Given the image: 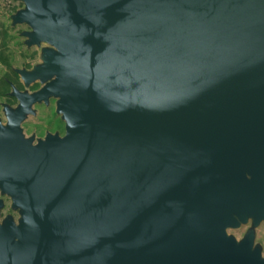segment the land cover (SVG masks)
<instances>
[{
    "label": "water",
    "instance_id": "water-1",
    "mask_svg": "<svg viewBox=\"0 0 264 264\" xmlns=\"http://www.w3.org/2000/svg\"><path fill=\"white\" fill-rule=\"evenodd\" d=\"M14 1L47 46L0 120V264H264V0Z\"/></svg>",
    "mask_w": 264,
    "mask_h": 264
},
{
    "label": "rangeland",
    "instance_id": "rangeland-1",
    "mask_svg": "<svg viewBox=\"0 0 264 264\" xmlns=\"http://www.w3.org/2000/svg\"><path fill=\"white\" fill-rule=\"evenodd\" d=\"M23 3L14 0H0V116H3L1 102L12 100L5 97V93L10 91L6 80H11L22 86L21 81L14 74L13 68H22L32 66L40 61L38 48H33L31 53L24 45L23 38L20 37L25 25L13 26L11 16L23 8ZM26 134H37L43 136L46 132H61L62 125L60 118L55 114V106H39L37 114L31 116L24 124ZM1 196V195H0ZM6 207L3 210L2 217L10 213L18 218V215L11 210L10 198H5ZM247 230L243 226L238 230L231 231L238 238H242ZM257 242L264 246V224L257 230Z\"/></svg>",
    "mask_w": 264,
    "mask_h": 264
},
{
    "label": "flooded vegetation",
    "instance_id": "flooded-vegetation-1",
    "mask_svg": "<svg viewBox=\"0 0 264 264\" xmlns=\"http://www.w3.org/2000/svg\"><path fill=\"white\" fill-rule=\"evenodd\" d=\"M12 25H13V24H12ZM20 25H25V24H18V25H15V26H20ZM13 26H14V25H13ZM25 26H26V28L28 27L27 25H25ZM28 30H29V27H28L27 29H25L24 31H22V33L25 32V31H28ZM22 33H21L20 37H22V38L24 39V40H23V43H24V45L29 49L30 53H31V50H33V48L36 47V48H38V50H39V56H40V55H41V50H42V48H43V47H46L47 44L44 43V44H42L41 47H37L36 45L28 46V45L25 43V41H26L27 38H26L25 36H23ZM40 62H41V59H40L39 62H37L36 64H34V65H32V66H27V67H22V68H13V72H14V74L18 77V79L21 81L22 86H20L19 83L16 84V83H14V82L11 81V80H6L8 86L10 87L11 90L5 93V97H6L7 99L12 100V102H10V101H3V102H1L3 116H0V120L2 121L3 124H6V123H7V117H6V114H5V111H4L5 105L10 106L11 108H16V107H18V105L20 104V101H19L18 97L14 94L15 89H16L18 92H28L29 94H32V93L38 92L39 90H41V89L43 88L44 84H42V83L40 82V80H36V81L30 82L29 85L27 86L26 83H25V81L22 79L21 75H20V74L18 73V71H17V70H26V71H30V70L33 69V67H34L35 65H37V64L40 63ZM56 102H57V99L54 98V97L52 96V97L49 98L48 102L41 101V102L34 103V104L32 105V109L35 111V113H34V114L30 113V114L27 116V118L22 122V128H23V131H24L25 135H26L27 137H34V138H35V143H37V141H38L39 139H45V138L47 137L48 134H53V135L58 134L60 137H64V136H65V134H66V122L62 119V116H61L60 114L57 113ZM51 104H53V105L55 106V114H56V116H58V117L60 118L61 125H62V127H63V129H62V133H61V132H49V131H48V132H46L43 136H39V135H37L36 133H35V134H31V135L26 134L25 129H24V124L27 122V120H28L31 116H35V115L37 114V108H38L39 106H46V107H49ZM0 195H1V194H0ZM5 198H7V196H2V195L0 196V199H3L4 201H5ZM8 198H9V197H8ZM5 207H6V201H5V206H4L3 210L5 209ZM3 210H2V214H3ZM11 210H12V208H11ZM12 211L14 212V214L16 213V214L18 215V212H17V211H14V210H12ZM9 215H13V214L10 213ZM262 224H264V223H262ZM262 224H261V225H262ZM261 225H260V227H261ZM242 227H243V226H242ZM242 227H241V228H242ZM248 228H249V225H247V230H248ZM247 230H246V232H247ZM257 230H258V229H257ZM231 231H234V230H230L229 232L231 233ZM246 232H245V233H246ZM232 234H233V233H232ZM244 235H245V234H244ZM244 235H243V236H244ZM236 237H237V236H236ZM237 238H238V237H237ZM238 239H241V238H238ZM256 242H257V238H256ZM257 243H260V242H257ZM260 244H261V243H260ZM261 245H262V244H261ZM262 246H263V245H262ZM263 248H264V246H263Z\"/></svg>",
    "mask_w": 264,
    "mask_h": 264
}]
</instances>
